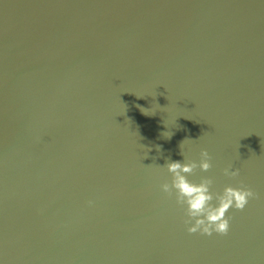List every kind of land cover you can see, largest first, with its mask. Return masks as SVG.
Segmentation results:
<instances>
[{
    "label": "water",
    "instance_id": "95a60500",
    "mask_svg": "<svg viewBox=\"0 0 264 264\" xmlns=\"http://www.w3.org/2000/svg\"><path fill=\"white\" fill-rule=\"evenodd\" d=\"M184 140L256 193L225 235L160 189ZM0 264H264V0H0Z\"/></svg>",
    "mask_w": 264,
    "mask_h": 264
},
{
    "label": "clouds",
    "instance_id": "9594fccd",
    "mask_svg": "<svg viewBox=\"0 0 264 264\" xmlns=\"http://www.w3.org/2000/svg\"><path fill=\"white\" fill-rule=\"evenodd\" d=\"M146 114L147 110L142 109ZM167 126V124H166ZM161 135L169 139L172 132L164 131ZM189 140V139H185ZM180 144V155L183 160H172L166 158L165 164L160 166L166 168L171 176V181L160 185L162 192L172 195L174 193L176 203L183 207L189 233L200 232L203 235H211L213 232L225 235L229 231L230 217L226 216L227 210L234 208L243 210L250 199L256 197L250 188L225 186L222 192H213L210 188L212 180L208 177H201L199 182L191 181L186 174H191L197 168L206 172L212 166L210 155L206 149H201L199 161L187 159L182 151ZM159 151V145H157ZM223 173L229 177H235L239 174V169L229 164L223 169ZM92 204V201H89Z\"/></svg>",
    "mask_w": 264,
    "mask_h": 264
}]
</instances>
